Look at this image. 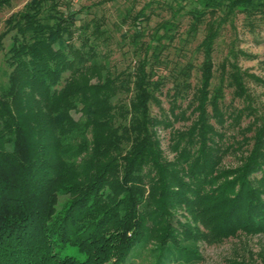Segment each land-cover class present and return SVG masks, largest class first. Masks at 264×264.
<instances>
[{
    "label": "trees",
    "instance_id": "trees-1",
    "mask_svg": "<svg viewBox=\"0 0 264 264\" xmlns=\"http://www.w3.org/2000/svg\"><path fill=\"white\" fill-rule=\"evenodd\" d=\"M10 1L0 0V10ZM197 2L188 10L189 36L204 25L196 46L199 84L188 103L194 119L174 132L172 160L156 132L172 120L150 110L164 85L163 76L153 77L169 27L162 24L160 37L150 41L136 31L133 63L118 71L109 61L112 36L104 20L76 25L78 11L64 0H29L6 19L0 33V51L11 34L4 54L9 71L0 86V264H124L152 242L153 264H195L200 240L264 233V123L242 163L222 168L228 147L218 143L211 119L221 123L223 94L221 86L210 88L222 24L233 11L253 14L264 0ZM229 65L219 66L220 85L228 79L242 96L243 77ZM193 68L187 62L174 70V120L185 118L175 111L176 100L191 92ZM174 209L190 221L177 219ZM259 257L264 264V253Z\"/></svg>",
    "mask_w": 264,
    "mask_h": 264
},
{
    "label": "rangeland",
    "instance_id": "rangeland-1",
    "mask_svg": "<svg viewBox=\"0 0 264 264\" xmlns=\"http://www.w3.org/2000/svg\"><path fill=\"white\" fill-rule=\"evenodd\" d=\"M29 0H11L10 4L0 10V33L6 27V19L16 11L21 10ZM71 9L77 12L76 25L89 19L101 18L104 26L112 36L110 64L118 71L133 63L132 35L139 31L141 41L157 39L162 34L158 28L165 24L170 37H160L163 46L160 53V64L154 66L153 78L163 76L164 85L158 93L159 103H151L150 110L153 115L161 118H170L171 126H159L157 135L162 153L167 160H172L175 153L171 150L172 137L175 131H184L194 119L191 108L188 107L192 92L199 84V66L201 54L196 46L204 34V25H200L197 33L189 36L190 16L188 10L197 6V0H64ZM127 13L129 18H123ZM220 12L215 14L218 17ZM138 15L136 20L132 17ZM228 20L220 28L215 41L213 54L214 78L211 81L212 90L221 86L223 94L219 103L221 123L211 119V122L221 134L217 136L222 147H228V152L223 156L220 166L222 168H235L242 163L252 147V135L255 128L264 123V85L254 77L264 81V6L247 15L244 12L233 11ZM158 30V32H156ZM11 34L3 37L4 49L0 51V86L6 82V73L9 68L5 64L4 54L10 43ZM168 36V35H167ZM158 43V42H155ZM78 44V42H77ZM190 62L192 70L191 86L193 87L188 97L183 100L177 98L176 104L180 107L185 117L183 120H174L171 114L172 86L174 84V70ZM225 63L236 64L242 75L244 93L235 95L233 87L228 85V79L220 85L219 66ZM246 73V76L244 75ZM77 117V114H74ZM64 197H60L62 200ZM174 215L181 221H190L182 209H174ZM187 216V217H186ZM152 245V246H151ZM153 242L148 244L139 255L129 258L124 264H153ZM200 259L195 264H229L234 260H245L249 263L260 264V253H264V233L245 234L223 239L218 243L198 241L196 243ZM68 251L76 253L74 247L68 246ZM152 249V250H151Z\"/></svg>",
    "mask_w": 264,
    "mask_h": 264
},
{
    "label": "built area",
    "instance_id": "built-area-1",
    "mask_svg": "<svg viewBox=\"0 0 264 264\" xmlns=\"http://www.w3.org/2000/svg\"><path fill=\"white\" fill-rule=\"evenodd\" d=\"M71 1H73V2H77L78 0H71Z\"/></svg>",
    "mask_w": 264,
    "mask_h": 264
}]
</instances>
